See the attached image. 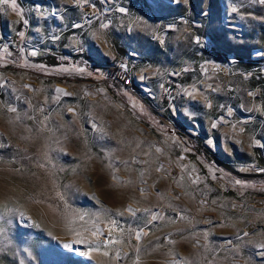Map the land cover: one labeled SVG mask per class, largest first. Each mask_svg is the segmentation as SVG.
Instances as JSON below:
<instances>
[{
	"label": "rangeland",
	"instance_id": "obj_1",
	"mask_svg": "<svg viewBox=\"0 0 264 264\" xmlns=\"http://www.w3.org/2000/svg\"><path fill=\"white\" fill-rule=\"evenodd\" d=\"M16 3L0 4V264H264V3ZM93 223L119 241L107 257L74 242Z\"/></svg>",
	"mask_w": 264,
	"mask_h": 264
},
{
	"label": "snow or ice",
	"instance_id": "obj_2",
	"mask_svg": "<svg viewBox=\"0 0 264 264\" xmlns=\"http://www.w3.org/2000/svg\"><path fill=\"white\" fill-rule=\"evenodd\" d=\"M80 0H77V3H79ZM261 3H264V0H261ZM0 4H4V5H8L10 4L11 8L14 10V11H17V14L19 15L20 13L18 12V6H17V3H16V0H0ZM121 12H124L125 9L121 8L119 9ZM233 12L237 11V9L234 7L232 9ZM74 27H79V25H74ZM101 29H106L108 27L107 24H101L100 25ZM93 36L94 37H97L99 39H103V36L98 34V33H93ZM32 55H36L35 52L32 53ZM25 87H27V85H25ZM57 91H63L62 89H57ZM66 95L68 93H65ZM251 95V93H249ZM191 95V93H190ZM9 111H15L14 108H10ZM69 111H72V109H69ZM216 125L213 124V127H215ZM241 131H243V129H241ZM261 171H264V169H261ZM236 183H240V181H236ZM0 208H2L4 210V213H7V212H10V211H14L13 209H9L7 207V205L5 204H0ZM129 213H131L133 216L135 215L136 211H139V209L137 210H133L131 206H129L127 208V210ZM144 211H148V209H144ZM119 215H124L123 212L121 213H118ZM81 220L84 219L83 216H80L79 217ZM0 220H3V215L0 214ZM116 224V221L113 220L111 221V225L115 226ZM84 231H90L91 232V236L88 237V236H85L82 232H76L75 235L77 237V239L74 241L75 243L77 244H86L88 246V250L84 253H82L83 255L85 256H88L89 258H93L94 257L92 256V253L93 252H101V248L102 246L105 248V250L103 252H101V255L104 256V257H107L109 255V250H110V246L113 245V244H116V243H119L118 240L116 239H113L111 237H113V228L110 227L108 229V236L110 237V239H107V240H104V241H100L99 240V237L103 234L102 230L100 229V227L93 223L92 224V227L91 229H88L86 228ZM3 232V228L0 227V233ZM141 236V233L140 232H137L136 233V238L139 239ZM63 247L65 249H69L72 247V244L71 243H64L63 244ZM257 247L261 248V249H264V243H260L257 245ZM118 254V253H117ZM98 264H103V262H98Z\"/></svg>",
	"mask_w": 264,
	"mask_h": 264
},
{
	"label": "built area",
	"instance_id": "obj_3",
	"mask_svg": "<svg viewBox=\"0 0 264 264\" xmlns=\"http://www.w3.org/2000/svg\"><path fill=\"white\" fill-rule=\"evenodd\" d=\"M122 81H123V84H125V85H130V79H129V78H127V77H123V78H122Z\"/></svg>",
	"mask_w": 264,
	"mask_h": 264
}]
</instances>
